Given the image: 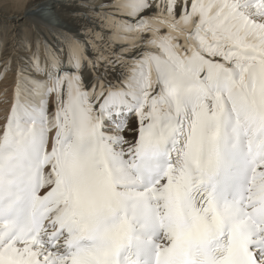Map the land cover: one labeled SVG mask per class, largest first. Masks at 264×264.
Listing matches in <instances>:
<instances>
[{"label":"snow or ice","instance_id":"snow-or-ice-1","mask_svg":"<svg viewBox=\"0 0 264 264\" xmlns=\"http://www.w3.org/2000/svg\"><path fill=\"white\" fill-rule=\"evenodd\" d=\"M0 41V264H264V0H62Z\"/></svg>","mask_w":264,"mask_h":264},{"label":"bare ground","instance_id":"bare-ground-1","mask_svg":"<svg viewBox=\"0 0 264 264\" xmlns=\"http://www.w3.org/2000/svg\"><path fill=\"white\" fill-rule=\"evenodd\" d=\"M60 1L62 0H0V41H3L5 50L11 51L13 35L22 39L29 34L32 26L41 29L43 24L38 22L39 16L53 19L62 18L63 12L59 5ZM42 11L51 14L45 16L44 13H41ZM4 37L7 38L5 42ZM11 77L12 73L8 72L5 80L0 82V90L7 84L9 95L12 88ZM4 107L6 106L0 105V116L3 115Z\"/></svg>","mask_w":264,"mask_h":264},{"label":"rangeland","instance_id":"rangeland-1","mask_svg":"<svg viewBox=\"0 0 264 264\" xmlns=\"http://www.w3.org/2000/svg\"><path fill=\"white\" fill-rule=\"evenodd\" d=\"M62 1L59 2V5L61 4ZM41 13H44V15H50L51 13L50 12H47V11H42ZM57 18V17H56ZM38 19V22H40L41 24H43L42 26H44L45 22L46 24L48 23H55L56 22V19H53V18H50V17H44V16H39ZM21 23V22H20ZM39 30V28H37ZM2 32V30H1ZM16 33H18V31H16ZM7 38L4 37V42L6 41Z\"/></svg>","mask_w":264,"mask_h":264}]
</instances>
